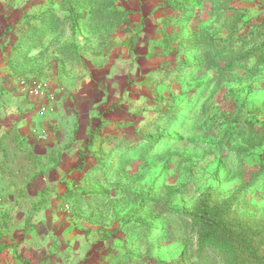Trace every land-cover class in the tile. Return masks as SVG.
<instances>
[{
	"label": "rangeland",
	"instance_id": "1",
	"mask_svg": "<svg viewBox=\"0 0 264 264\" xmlns=\"http://www.w3.org/2000/svg\"><path fill=\"white\" fill-rule=\"evenodd\" d=\"M0 95V264H225L204 195L264 256V0H0Z\"/></svg>",
	"mask_w": 264,
	"mask_h": 264
},
{
	"label": "trees",
	"instance_id": "2",
	"mask_svg": "<svg viewBox=\"0 0 264 264\" xmlns=\"http://www.w3.org/2000/svg\"><path fill=\"white\" fill-rule=\"evenodd\" d=\"M211 46L221 52L227 48L228 42L217 41ZM208 199V195H204L193 210L181 212L197 228L199 246L215 249L225 264H264V256L259 253V244L255 242V237L260 235L247 225H231L225 220L228 202H225L224 209H215L209 205ZM261 235H264V228Z\"/></svg>",
	"mask_w": 264,
	"mask_h": 264
},
{
	"label": "crops",
	"instance_id": "3",
	"mask_svg": "<svg viewBox=\"0 0 264 264\" xmlns=\"http://www.w3.org/2000/svg\"><path fill=\"white\" fill-rule=\"evenodd\" d=\"M22 92L24 93V90H23ZM18 94H20V92L17 93L15 89H11V91L8 92L7 97L9 98L8 101H9L10 108H11L12 106H14V105H12L13 102H12L11 99L14 100ZM24 94H25V93H24ZM21 96H22V95H21ZM3 97H4V96H1V95H0V98H1V99H3ZM23 98H25V97H23ZM4 100L6 101L5 97H4ZM28 100H29L28 98H27V99L25 98V101L28 102ZM6 109H7V108L4 107V105H1V103H0V136H1V134L5 133V132H3V127H4V126H10V125H7V124H9V120H11V115H10V114H9V115H6V114H7V113H5ZM9 111H10V109L8 108V109H7V112H9ZM6 130H8V129H6ZM6 132H7V131H6ZM5 170H7V169H5ZM6 175H7V174H6ZM3 186H4V185H3ZM12 190H13V189L10 187V185H6V184H5L4 191H3L4 193H3V194H9V193L12 192ZM1 202H2V203L0 204V206H2V210H4V207H7L9 204H8L7 202L3 201V200H2ZM11 224H12V222H11ZM16 225H17V224H15V223L12 224V225H10V223H4V222L1 223V226H2L3 230L5 229L6 232H9L10 229L12 230V227L15 228L13 231L16 232V231H15V230H16Z\"/></svg>",
	"mask_w": 264,
	"mask_h": 264
},
{
	"label": "built area",
	"instance_id": "4",
	"mask_svg": "<svg viewBox=\"0 0 264 264\" xmlns=\"http://www.w3.org/2000/svg\"><path fill=\"white\" fill-rule=\"evenodd\" d=\"M26 89H27L29 95L34 96V97L40 96L44 91V87H43L42 83H40L39 81H36V80L31 81L30 85H28L26 87Z\"/></svg>",
	"mask_w": 264,
	"mask_h": 264
}]
</instances>
